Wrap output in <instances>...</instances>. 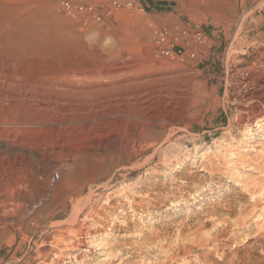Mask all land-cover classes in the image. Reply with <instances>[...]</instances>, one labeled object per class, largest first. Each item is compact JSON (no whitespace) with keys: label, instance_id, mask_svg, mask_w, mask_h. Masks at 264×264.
<instances>
[{"label":"rangeland","instance_id":"1","mask_svg":"<svg viewBox=\"0 0 264 264\" xmlns=\"http://www.w3.org/2000/svg\"><path fill=\"white\" fill-rule=\"evenodd\" d=\"M76 1L99 9L102 20L85 24L73 19L60 10V0H0V79L14 68L32 85L74 75L84 77L81 85L90 83V90L121 86L114 92L121 97L122 115L114 126L119 138L88 142L76 159L80 167L57 189L59 202L52 209L57 216L34 240L23 242L17 234L14 242H6V236L0 264L23 263L37 249L34 242L46 238H40L42 233H53L58 229L54 224L72 215V203L62 198L82 190L84 216L67 225L71 228L62 227L85 226L102 248L109 243L101 249L113 251L114 260L107 264H264V231L259 232L256 222L237 225L244 218L241 209L252 208L254 195L264 197V128H251L248 135L253 137L241 129L252 110L263 106L250 94L262 84L264 0ZM114 1L135 6L115 10ZM15 19L25 24L18 26ZM162 34L173 50L182 49L185 55L174 60L162 56ZM106 126L102 120L90 132ZM46 132L19 139L44 159L53 157L55 142ZM74 132L79 137L86 133ZM102 147L106 152L93 153ZM240 156L253 166H235ZM109 172L115 173L114 181L99 189L103 198L93 210L88 190ZM115 204L120 213L110 209Z\"/></svg>","mask_w":264,"mask_h":264},{"label":"bare ground","instance_id":"2","mask_svg":"<svg viewBox=\"0 0 264 264\" xmlns=\"http://www.w3.org/2000/svg\"><path fill=\"white\" fill-rule=\"evenodd\" d=\"M14 23L18 26H23L25 24L23 20H19L17 22L16 19L14 20ZM260 71L261 72L258 73V77L262 82L260 85L261 89L258 93L250 94V97L254 100L260 101L263 106L259 105L257 108L255 107V109L252 110L251 114L247 117L246 121L243 122L241 129L243 133L245 132V136H254L252 134L248 135L251 128H255V131L262 130V127L264 128V64L260 68ZM3 76L4 77L0 79V246L2 245L4 238L8 235L9 239L6 242H14L17 234L21 235L23 242L34 240L37 234H40L42 230H45V228L48 227L46 225L47 222L57 216V213L52 210L59 202L57 200V196H59L57 195V189L63 181L72 176L73 171L76 168L80 167L82 162L81 160L76 159L81 157V152L84 148L89 147L88 142H95L97 145L98 142H101L103 139L107 140L111 135H114L115 139L119 138V133L116 129L114 130V126H116V122L120 121L121 112L118 104L121 97L119 95H114V92L119 91L122 88L121 86L103 84L94 87L93 90H90L93 87L90 83L89 85H81V82L85 80L84 77L79 78L74 75H68L54 81L42 80L32 85L26 83V81L23 82V76L14 68H12V70H7ZM102 94L106 95L101 97L100 95ZM75 110H77V112ZM17 112L22 114L21 118L16 116ZM24 114L26 116L29 114L30 118L22 117ZM125 116L129 117V115ZM133 117L134 116L131 118ZM135 118L139 119L137 116L133 119ZM102 120L105 123L107 122V126H110V128L106 126L100 129L98 133H91L90 131L97 124H101ZM75 130H84L86 133L79 137V135L75 134ZM45 131L51 135L50 140L55 143L52 147L50 145H46L47 148L48 146L51 147L50 154L53 157L49 156L48 158V154L46 156L47 158L44 159L38 149H27L25 145L26 140L24 138L20 140L19 137L25 134H42L45 133ZM131 131L132 136L134 137L135 128L133 127ZM71 144L75 147L72 151H69ZM81 144L84 145L80 146ZM260 145L261 144L259 143L257 144V146ZM92 146L94 145L92 144ZM98 147H100V144ZM92 151L93 153L98 151L106 152L105 147L98 148L97 151ZM25 155H28L31 160H23V158L27 157H25ZM233 155L236 156V154ZM245 156H240V159H238L239 161L235 160L236 162L234 161L233 164L237 167L251 166V163L253 162H251V159L249 158L246 159ZM261 156L264 160V154ZM17 158L20 160H16ZM213 168H215V166ZM251 170L252 169H250V171ZM107 176L108 177L105 181L102 180L94 182L88 190L87 198L93 202V206L91 208L93 210H95L93 207L96 208L97 204H99L103 198V194L99 192V189H106L112 185L115 173L109 172ZM83 192V190L71 191V193H68L67 196L64 195L65 198L61 196L63 197L62 202L72 203V215H70L66 221L64 220L63 223H53L54 226L58 227V229L54 230L53 233H42L40 238H46L41 241L37 240L34 242L35 245H38L37 249L33 253H30L28 257H23L24 260L21 264H70V261L68 260H71L74 263L79 260L80 263L84 264H96V262L97 264H107L105 262L113 259L111 255L113 251L108 253L101 250L105 248L104 245L106 243L102 248L101 242L97 243L93 240L90 235L93 231H88L89 233L85 232V230L87 231L85 226H81L77 228V230L67 228L72 224L71 222H73V225H76L83 215L84 210H86L83 209V204L87 203V199L86 203H84L85 199L83 198ZM254 196V200H252V208L249 209L247 207L241 209L240 215L244 218L238 221L237 225H245L249 222H256V228L259 232L263 233L264 206L260 207V203L262 201L264 202V197L260 198V195L259 197L256 195ZM89 204L90 202L87 205ZM88 208H90V205ZM110 209H112L115 213L119 212L116 204L115 206L112 205ZM96 210L98 209L96 208ZM102 210L106 211V208L102 207ZM120 210L122 211V209ZM89 213L86 215L89 216ZM91 220L95 223L93 217ZM97 223L98 221L96 224ZM63 225L69 226L62 227ZM249 225L251 226V224ZM99 227L101 228V226ZM106 228L105 232L109 230ZM101 230H104V228ZM115 248L119 249V246L117 245ZM190 251L191 249L186 250L184 253L187 254ZM117 257H119V254H117ZM161 264L163 263L161 262Z\"/></svg>","mask_w":264,"mask_h":264},{"label":"built area","instance_id":"3","mask_svg":"<svg viewBox=\"0 0 264 264\" xmlns=\"http://www.w3.org/2000/svg\"><path fill=\"white\" fill-rule=\"evenodd\" d=\"M151 1L159 4H170L175 0H151ZM134 6H135V2L132 1H128L125 4H122L119 1L113 2V7L115 8V10H118L122 7L131 9ZM60 10L63 11L67 16L73 19H79L85 24H88L91 21L100 22L102 20V13L100 12L99 9H97L93 5L77 3L76 0H60ZM198 36L200 38L202 37L201 34H199ZM167 41H168L167 35L162 34L159 40L161 44L160 54L162 56L174 60L179 57H183L185 55V52L182 49H179L177 51L173 50V46H171V44H169Z\"/></svg>","mask_w":264,"mask_h":264}]
</instances>
